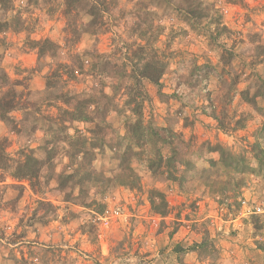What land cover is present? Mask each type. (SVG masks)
I'll return each mask as SVG.
<instances>
[{"label":"rangeland","instance_id":"obj_1","mask_svg":"<svg viewBox=\"0 0 264 264\" xmlns=\"http://www.w3.org/2000/svg\"><path fill=\"white\" fill-rule=\"evenodd\" d=\"M201 1L207 12L199 18L181 12V0H82L70 14L66 0L0 6V74L23 94L12 122L0 119V141L12 159L32 150L44 162L34 191L0 170V264H264V0ZM92 5L99 25L90 32ZM16 14L25 30L5 31ZM44 39L57 48L39 57L34 42ZM136 53L167 63L158 85L141 84L142 118L164 144L149 151L160 152V175L132 148L130 187L115 180L125 173V127L135 120L125 106L134 84L121 74L134 68L128 58ZM96 56L116 76L93 73ZM35 76L42 91L28 89ZM82 96L95 99L88 112L110 127L106 143L115 148L93 150L89 167L110 181L83 195L58 189L59 175L80 162L67 157L68 141L48 144V161L44 153L51 135L91 137L90 122L66 118L58 131L59 110ZM215 146L229 154L224 164L207 149ZM160 194L165 215L151 206L161 208Z\"/></svg>","mask_w":264,"mask_h":264},{"label":"trees","instance_id":"obj_2","mask_svg":"<svg viewBox=\"0 0 264 264\" xmlns=\"http://www.w3.org/2000/svg\"><path fill=\"white\" fill-rule=\"evenodd\" d=\"M7 0H0V6H5ZM82 0H66L65 2V14H70L77 10L76 4L81 2ZM89 1V0H88ZM181 2H185L188 4L187 9H179L186 16L192 17H202L204 12H207L206 6L202 4L201 0H181ZM89 15L92 17V20L87 24V28L91 29V31H95L98 28L97 22V13L95 12V7L92 5L89 9ZM190 19V18H189ZM1 26V24H0ZM14 27L13 31L18 32L25 30V26L23 27V21L16 14L13 17L12 24L4 23L5 31L12 30L10 27ZM223 29V28H222ZM225 30V29H223ZM76 34L75 30L71 31V36ZM141 35V34H140ZM141 36H144L142 34ZM34 45L38 49V56H42L47 51H52L57 48L55 44L51 41L44 39L42 41L34 42ZM143 48V47H142ZM142 48H139V51L142 52ZM93 58V55H91ZM97 61L91 63L90 69L91 71L96 72V68L98 69V73L105 77L107 75H115V70L110 62L107 60H103V56H96ZM129 61L131 59V63L135 61L134 68L130 70L129 74H121V77L124 78L127 75V78L133 81L134 85L127 86V100L125 102V106L132 116L135 117V120L130 121L126 124V135L125 138L128 140L129 145L128 149L125 150L120 156V168L123 174L117 176V184L122 186H130L134 187L137 181V177L133 173L130 168V161L133 156H138L137 152H133L132 148L137 147L143 149L140 152V155L144 156V161L149 168V170L153 174L160 175L162 173V158L159 155V151L155 153V156L150 155L149 151L155 148L157 144H164V141L160 139L158 136V132L153 129L149 124L145 123L142 118V103L144 100V92L141 90L142 81H147L150 84L158 85L162 75L164 74L167 63L165 60H162L160 57L154 54L148 55L147 58L143 57V53H136L134 56H130ZM95 61V60H94ZM67 70V66H63ZM81 68V67H80ZM70 73H73L72 69H69ZM72 75V74H71ZM120 75V74H119ZM73 77V76H71ZM120 77V78H121ZM9 84L8 76L6 74H0V90H3L4 87H7ZM20 84H17L18 86ZM50 85V84H49ZM48 87V83H47ZM4 92L0 95V119L4 122H12L9 114L21 108V99L22 93L17 92L14 87L8 86ZM105 96V95H104ZM95 99L90 96H82L74 98V104L69 109H60L58 116H64V118L58 119L59 132H64L66 130L65 119H69L70 122H90L94 124V129L88 131L90 134V138H85L79 132L75 134L72 138L66 137L64 134L61 137L51 135L52 140L45 141V155L46 161H48L53 152L47 150V145L52 144L56 145L58 142H67L69 149L67 150V157L72 162V160L76 157H80V162L77 164L76 169H72L70 174H61L57 179L58 189L60 191H65L68 185H71V189H78L79 194H87L90 190L91 185H95L97 182L101 181V185L107 184L110 180L107 178H99L98 175L95 174V171L89 167V163L91 164V159L93 157V150L97 149L100 146H108L110 149H115L112 146H109L106 143L107 131H109L110 127L106 124L101 126L100 123H95L94 118L91 117V112H88V107L93 106ZM69 102V100H68ZM67 102V103H68ZM252 103V102H250ZM98 111V110H97ZM103 113H107L105 110ZM213 116H218V114H213ZM221 129H226L225 126L214 118ZM82 145V146H81ZM209 151L217 152L219 154V162L224 164L228 158L229 154H227L220 146H215L214 148H207ZM6 140L0 141V170L8 172L9 176L12 179L17 181H24L30 186V188L34 191L36 187L39 185L40 174L44 165V162L37 160L34 158V153L32 150H25L19 153V156L16 159H12L6 153ZM167 166L168 173H171L172 166L165 164ZM102 176V175H101ZM98 177V178H97ZM172 177V175H171ZM119 179V180H118ZM177 177L173 176V180L176 181ZM160 201L162 202L161 208H156V204L154 200H151V206L153 210L159 212L160 215H165L164 208L166 204L162 199L163 196L160 194ZM154 199V198H151ZM160 210V211H159Z\"/></svg>","mask_w":264,"mask_h":264},{"label":"crops","instance_id":"obj_3","mask_svg":"<svg viewBox=\"0 0 264 264\" xmlns=\"http://www.w3.org/2000/svg\"><path fill=\"white\" fill-rule=\"evenodd\" d=\"M23 67H31L30 64H22ZM45 87V82L43 79H40V77H33V79L29 80L28 82V89L29 90H38V91H42Z\"/></svg>","mask_w":264,"mask_h":264},{"label":"built area","instance_id":"obj_4","mask_svg":"<svg viewBox=\"0 0 264 264\" xmlns=\"http://www.w3.org/2000/svg\"><path fill=\"white\" fill-rule=\"evenodd\" d=\"M263 212V214H264V211H262Z\"/></svg>","mask_w":264,"mask_h":264}]
</instances>
